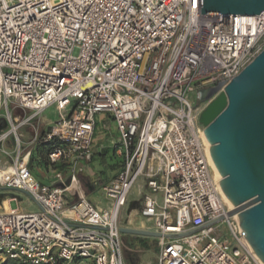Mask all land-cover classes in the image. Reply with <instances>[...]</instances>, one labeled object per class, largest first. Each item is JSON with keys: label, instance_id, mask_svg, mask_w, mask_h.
Masks as SVG:
<instances>
[{"label": "built area", "instance_id": "built-area-1", "mask_svg": "<svg viewBox=\"0 0 264 264\" xmlns=\"http://www.w3.org/2000/svg\"><path fill=\"white\" fill-rule=\"evenodd\" d=\"M200 10L201 0H0V114L9 125L0 131V186L37 205L2 202L0 263L128 264L121 213L137 184L132 216L152 220L159 236L155 261L134 264H263L227 216L198 117L201 93L264 48V11ZM52 104L59 118L33 137L50 144L52 182L42 183L18 129ZM11 107L30 114L13 119ZM101 112L117 130L116 173L89 182L105 207L79 179Z\"/></svg>", "mask_w": 264, "mask_h": 264}, {"label": "water", "instance_id": "water-1", "mask_svg": "<svg viewBox=\"0 0 264 264\" xmlns=\"http://www.w3.org/2000/svg\"><path fill=\"white\" fill-rule=\"evenodd\" d=\"M201 14L257 15L264 0H201ZM198 121L219 173L221 192L232 205L240 232L264 264V48L228 83L201 93ZM88 191L92 186L85 184ZM130 205L128 209H132ZM121 233L158 237L139 228Z\"/></svg>", "mask_w": 264, "mask_h": 264}, {"label": "rangeland", "instance_id": "rangeland-1", "mask_svg": "<svg viewBox=\"0 0 264 264\" xmlns=\"http://www.w3.org/2000/svg\"><path fill=\"white\" fill-rule=\"evenodd\" d=\"M190 97L192 100L196 99V97L193 94H191ZM40 117H42V119L46 121L53 123L59 118V113L56 110L55 105L52 104L48 106L41 113ZM116 137H117V130L114 122L110 118V115L106 112H101L96 114V129L92 140V150L98 149L99 151H95L91 161L88 162V166H87L88 169L85 172V174L88 177L86 180L83 179V182L81 183L84 186L86 192L88 193L89 199L93 203L101 207H105L107 205V199L103 195V192L101 191L100 187L96 185L94 186L93 190L89 192L87 187L85 186V181L90 182L93 180H101L103 182L110 179L116 173L118 168L117 165L118 159L113 154L114 149L112 146L113 142H115ZM37 148L39 149V152L46 155L47 148L43 145L42 141L38 142ZM1 158H3V155L0 153V159ZM137 195H138V187L137 184H135L128 194L127 205L126 207H124L121 213L122 223L124 226H128V224L125 222V219L129 217V219H132L131 220L132 225L141 226L148 231H154L152 220H148L141 217L134 218V216H132L133 213L131 212L132 210L128 209L130 205H134L135 202L137 201ZM10 197H15L17 199L16 207L19 208L20 210L29 211V212H34L37 210V205L35 204V202L30 200L25 193L16 190H8L2 188L1 186H0V209L3 208L2 202L5 201L4 204L5 203L6 204L4 206L8 210L9 205L6 201ZM127 213H131V214L127 216ZM121 236L125 247L139 249L142 252L140 261L142 262H147L149 260L154 261L155 253L157 250V243H156L157 237L138 236V235L126 234V233H122ZM0 264H19V263L14 261H6ZM80 264H90V261L86 259L81 261ZM128 264H131V262H128Z\"/></svg>", "mask_w": 264, "mask_h": 264}, {"label": "crops", "instance_id": "crops-1", "mask_svg": "<svg viewBox=\"0 0 264 264\" xmlns=\"http://www.w3.org/2000/svg\"><path fill=\"white\" fill-rule=\"evenodd\" d=\"M0 113H2V110L0 111ZM29 114H30L29 110H21L19 108L11 107V117L13 119L19 120L20 118L26 117ZM40 115L38 117H35L32 119V121H31L32 125L31 126H29V125L21 126L18 129V133L20 135L21 147L24 149V151H28V153H29L27 156V162H28V167H29L31 173L34 175V177L38 181H40L42 183H51L52 182L51 171H50L47 159H46V155L39 152V149L37 148L38 142H40V140L39 139H37V140L33 139L34 132H35L36 128L39 131V133L42 134L43 129L52 123V122H49V121L42 119V117H40ZM8 128H9L8 123L6 122V120L4 119L2 114H0V131H5ZM3 146L7 150L11 151L14 148V143H13L12 138H8L6 140V142L3 144ZM95 151H99V150L93 149L92 150L93 155H94ZM87 177L88 176L85 173L81 174L79 176L80 182H83V179L86 180ZM87 183L89 184V181H85V184H87ZM91 191H92V189H91ZM91 191H89V192H91ZM134 218H137V216H134ZM127 227L144 229L141 226L132 225L131 223ZM125 248L128 250H134V249L127 248V247H125ZM135 251H138V250H135ZM141 254H142V252H141ZM141 254L139 255V261L138 262L150 263V262L155 261L156 255H157V250L155 253L154 261H151V260H149L147 262L140 261Z\"/></svg>", "mask_w": 264, "mask_h": 264}, {"label": "trees", "instance_id": "trees-1", "mask_svg": "<svg viewBox=\"0 0 264 264\" xmlns=\"http://www.w3.org/2000/svg\"><path fill=\"white\" fill-rule=\"evenodd\" d=\"M43 145L47 148V151H48V149L50 148V144L43 142ZM131 249H134V250H128L124 247V257L127 262H131V264H134L139 261V255L141 254V251L135 248H131ZM135 250H138V251H135ZM19 264H23V263H19Z\"/></svg>", "mask_w": 264, "mask_h": 264}, {"label": "bare ground", "instance_id": "bare-ground-1", "mask_svg": "<svg viewBox=\"0 0 264 264\" xmlns=\"http://www.w3.org/2000/svg\"><path fill=\"white\" fill-rule=\"evenodd\" d=\"M204 140H205L206 146H209V144H208V142L206 141L205 138H204ZM209 159H210V164H211V166H212V169H213L214 175H215V177L217 178V180L219 181V180L221 179V177H220L219 173L217 172L216 168L214 167V165H213V163H212V161H211L210 156H209ZM221 193H222V192H221ZM222 196H223V199H224L225 203L227 204V206H228L229 208H233L232 205L230 204V202L227 200V198L224 196L223 193H222ZM6 202H7V201H6ZM5 204H6V203H5ZM5 204H4V205H5ZM7 208H8V206H7ZM8 209H9V208H8ZM235 216H236V215H235Z\"/></svg>", "mask_w": 264, "mask_h": 264}, {"label": "flooded vegetation", "instance_id": "flooded-vegetation-1", "mask_svg": "<svg viewBox=\"0 0 264 264\" xmlns=\"http://www.w3.org/2000/svg\"><path fill=\"white\" fill-rule=\"evenodd\" d=\"M202 93H204V91Z\"/></svg>", "mask_w": 264, "mask_h": 264}]
</instances>
